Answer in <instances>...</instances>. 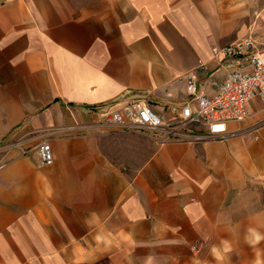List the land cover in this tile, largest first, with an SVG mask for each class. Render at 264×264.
<instances>
[{
	"label": "crops",
	"instance_id": "1",
	"mask_svg": "<svg viewBox=\"0 0 264 264\" xmlns=\"http://www.w3.org/2000/svg\"><path fill=\"white\" fill-rule=\"evenodd\" d=\"M256 13L264 0H0V145L19 143L0 147V264H264L259 97L222 139L79 127L133 97L169 120L187 73L213 92L212 45Z\"/></svg>",
	"mask_w": 264,
	"mask_h": 264
},
{
	"label": "built area",
	"instance_id": "2",
	"mask_svg": "<svg viewBox=\"0 0 264 264\" xmlns=\"http://www.w3.org/2000/svg\"><path fill=\"white\" fill-rule=\"evenodd\" d=\"M211 52L220 60L218 69L222 72L213 92L206 91L211 80L200 82L194 73H187L185 90L188 98L179 104L169 105L172 114L167 120L141 97L127 98L116 108L101 111L110 106L107 102L95 106L101 111L97 121L81 124L79 127H92L99 133L151 132L159 142L167 140L201 141L222 139L228 122L244 121L249 116L248 103L259 97L264 102V43H258L252 32L226 45L213 44ZM199 61L200 66L204 62ZM18 142L1 146H18ZM41 165L54 161L48 138H43L35 146ZM32 146L20 145L21 153H27Z\"/></svg>",
	"mask_w": 264,
	"mask_h": 264
},
{
	"label": "rangeland",
	"instance_id": "3",
	"mask_svg": "<svg viewBox=\"0 0 264 264\" xmlns=\"http://www.w3.org/2000/svg\"><path fill=\"white\" fill-rule=\"evenodd\" d=\"M253 21H255V23L252 25L251 32L258 40L264 42V13H260V14L256 13ZM147 134H152V133L149 132Z\"/></svg>",
	"mask_w": 264,
	"mask_h": 264
}]
</instances>
